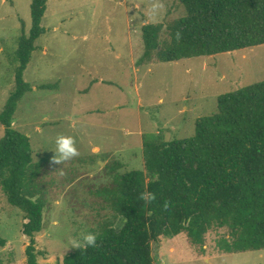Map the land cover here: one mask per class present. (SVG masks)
Instances as JSON below:
<instances>
[{
	"label": "rangeland",
	"instance_id": "obj_1",
	"mask_svg": "<svg viewBox=\"0 0 264 264\" xmlns=\"http://www.w3.org/2000/svg\"><path fill=\"white\" fill-rule=\"evenodd\" d=\"M30 2L0 0V110L14 89L22 24L26 35L31 28ZM184 16L178 0H47L45 33L23 75L31 91L13 117V128L30 139L34 199L45 201L43 231L34 238L39 263L49 255L62 261L76 250L69 248L73 238L98 234L104 221L123 225L102 191L112 186L116 164L120 173L143 170V135L190 138L199 118L217 112L220 95L264 81V45L172 63L154 56L142 64V27L163 25L160 51L167 26ZM58 135L75 139L77 157L54 162ZM25 222L0 190V236L6 240L0 264L27 263ZM227 236L225 228L210 230L203 255L183 234L160 237L151 242V255L154 264H264V250L222 253L217 243Z\"/></svg>",
	"mask_w": 264,
	"mask_h": 264
},
{
	"label": "trees",
	"instance_id": "obj_2",
	"mask_svg": "<svg viewBox=\"0 0 264 264\" xmlns=\"http://www.w3.org/2000/svg\"><path fill=\"white\" fill-rule=\"evenodd\" d=\"M178 1L185 16L167 26L169 38L160 51L163 25L142 27V64L154 56L172 63L264 45V0ZM46 10L47 0H31V28L26 35L22 24L13 57L14 89L0 110V190L25 215L26 264H41L34 238L43 231L45 201L34 199L30 139L13 128V117L31 91L23 75L45 33ZM142 146L143 170L120 173L116 164L112 186L102 191L123 225L104 221L96 246L76 249L62 264H154L151 242L180 234L203 255L213 228L227 229L217 243L222 253L264 250V81L220 95L217 112L199 118L192 137L167 142L160 134H145ZM145 191L155 194L151 204L140 199ZM5 245L0 236V248Z\"/></svg>",
	"mask_w": 264,
	"mask_h": 264
},
{
	"label": "clouds",
	"instance_id": "obj_3",
	"mask_svg": "<svg viewBox=\"0 0 264 264\" xmlns=\"http://www.w3.org/2000/svg\"><path fill=\"white\" fill-rule=\"evenodd\" d=\"M179 38V37H177ZM54 162L56 164L69 161L79 155V151L76 147V141L71 136L58 135L54 141ZM96 151V150H94ZM101 162V161H97ZM101 164V163H100ZM155 194L152 192H143L140 194V199L145 202L146 205L151 204L155 200ZM169 206H164V211H168ZM57 222H53V228H56ZM97 244V234L93 232H86L80 234L79 238H73L71 240V249H88L94 248ZM67 248V249H69ZM59 258V260L57 259ZM43 264H62L60 257L55 255H49L47 257H41Z\"/></svg>",
	"mask_w": 264,
	"mask_h": 264
},
{
	"label": "crops",
	"instance_id": "obj_4",
	"mask_svg": "<svg viewBox=\"0 0 264 264\" xmlns=\"http://www.w3.org/2000/svg\"><path fill=\"white\" fill-rule=\"evenodd\" d=\"M93 150H96L97 152H100V148L99 147H93ZM63 261V259H62Z\"/></svg>",
	"mask_w": 264,
	"mask_h": 264
}]
</instances>
